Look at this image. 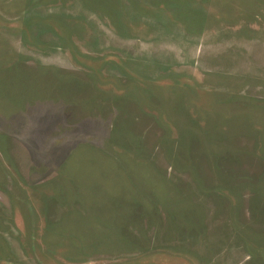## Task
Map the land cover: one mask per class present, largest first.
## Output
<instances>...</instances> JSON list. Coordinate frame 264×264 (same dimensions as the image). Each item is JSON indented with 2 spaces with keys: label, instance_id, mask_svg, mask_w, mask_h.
<instances>
[{
  "label": "rangeland",
  "instance_id": "rangeland-1",
  "mask_svg": "<svg viewBox=\"0 0 264 264\" xmlns=\"http://www.w3.org/2000/svg\"><path fill=\"white\" fill-rule=\"evenodd\" d=\"M0 264H264V0H0Z\"/></svg>",
  "mask_w": 264,
  "mask_h": 264
}]
</instances>
